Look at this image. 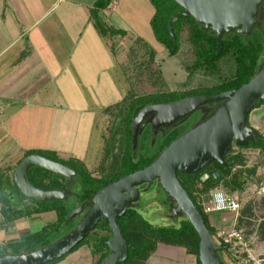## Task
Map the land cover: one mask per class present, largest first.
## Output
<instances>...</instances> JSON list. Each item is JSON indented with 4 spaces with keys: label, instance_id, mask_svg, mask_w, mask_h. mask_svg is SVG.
<instances>
[{
    "label": "trees",
    "instance_id": "trees-1",
    "mask_svg": "<svg viewBox=\"0 0 264 264\" xmlns=\"http://www.w3.org/2000/svg\"><path fill=\"white\" fill-rule=\"evenodd\" d=\"M112 1L96 0L92 8L95 23L100 32L105 37L108 36L107 41L110 45H114L113 38L116 35H125L124 30L107 25L100 16V12L106 9ZM150 3L154 7V14L150 19L153 34L168 54L173 56L178 53L181 39L184 37L189 42L193 55L192 63L187 66L188 76L199 71L208 77L216 78L217 81L200 83L195 88L184 91L172 90L163 75L160 64L155 59L156 51L148 47L141 38L136 39L137 43L146 46V59L139 64L136 63V74L133 82L127 84L128 89L125 96L118 102L103 108V111L107 114L114 115L111 135L105 141L103 163H108L110 169L117 167V171L107 176L96 177L87 169L82 159L70 157L62 160L55 151H46L45 149L25 150L17 164L28 155L41 154L50 159L63 162L75 170L77 177L74 183L75 188H78L75 194H78L79 197L73 195L76 198L74 206L63 200L37 202L26 199L21 196L20 190L15 184L13 167L9 168L11 172L9 184L11 189L18 194L19 198L17 199L14 198L13 193L9 194L4 189L2 184L7 181L9 175L1 173L0 223L2 226L12 227L18 219L29 218L46 212H54L56 218L44 225L39 231L28 234L22 240L0 243V253L29 252L54 241L64 229L69 213L76 206L109 183L151 164L162 149L182 133L181 127L173 129L166 136L160 137L156 141L157 146L151 148V141L145 132L140 138L138 154L133 153L131 126L133 115L137 109L146 104L167 103L187 96L214 95L237 88L247 83L255 75L264 50V37L260 31L255 30L247 39L237 33L228 34L225 36L222 49L218 53L216 35L211 31H206L204 25L198 23L191 16L179 17L173 25V34H171L169 29L170 19L183 11V8L176 1L150 0ZM225 67L231 68H229L230 71L227 76L221 74V69ZM263 104L264 102H259L254 108ZM148 140L149 142H147ZM233 146L235 145H232L225 154V160L228 162L227 167L213 161L192 174L178 172V178L202 213L208 229L224 246L225 250L222 253L228 264H249L244 262L245 253L241 254L239 258L234 257L232 251H230V245L225 244L219 238L218 228L209 222V214L205 212V205L210 200L211 191L226 187V193L238 198L236 194L240 193L246 183L252 179V175L256 174L257 167H247L246 156L241 151H234ZM249 147L258 148L264 153V136L261 134L258 142L237 148ZM238 166L241 167L236 171L235 168ZM217 171L223 175L224 180L228 181L227 185L218 182L213 177V174ZM204 175H207V178L203 179ZM29 179L36 187L44 190L66 187L65 177L40 167L30 169ZM262 204H264V197ZM245 214L256 216L251 203L246 205L238 215V227H240ZM74 221L75 219L70 224ZM117 224L123 237L130 244L128 258L117 264H146L160 244L183 248L188 253L196 256L197 264H201L199 260V234L187 218H181L177 225H153L137 209H128L124 216L117 219ZM261 226L264 229V221ZM111 236L112 231L109 222L106 218H103L76 248L87 244L92 249L94 264H101L103 257L109 253L107 241Z\"/></svg>",
    "mask_w": 264,
    "mask_h": 264
},
{
    "label": "water",
    "instance_id": "water-1",
    "mask_svg": "<svg viewBox=\"0 0 264 264\" xmlns=\"http://www.w3.org/2000/svg\"><path fill=\"white\" fill-rule=\"evenodd\" d=\"M183 11L169 21L173 25L181 16H191L204 25L206 31L216 35L218 53L225 36L239 34L246 39L255 30L264 37V0H174ZM264 102V50L255 75L241 86L214 95L187 96L167 103H150L137 109L132 119V152L138 154L140 138L147 126L150 133L158 128L169 131L186 123L198 114L184 132L162 149L149 165L109 183L68 215L65 224L76 219L75 226L58 239L38 249L23 253H0V264H47L54 262L75 249L103 218L109 222L112 236L107 244L109 253L101 264H117L128 258L130 244L117 224V219L128 209L139 210L142 194L160 189L169 202L171 220L187 218L199 234V260L201 264H228L222 253L225 249L208 229L205 219L178 178V172L192 174L207 164L217 161L228 166L225 154L232 145L247 146L258 142L261 133L249 125V115L255 105ZM148 120L141 125L143 119ZM156 138L152 144H155ZM32 167H40L66 178L63 189L44 190L29 179ZM77 172L63 162L41 154L26 156L13 169V178L21 196L37 201H66L72 195L70 182H75ZM213 177L224 185L220 172ZM207 178V175L202 177ZM144 186V187H143ZM79 197L78 194H74ZM159 205V209H160ZM152 214V211H151ZM145 218V217H144ZM146 219V218H145Z\"/></svg>",
    "mask_w": 264,
    "mask_h": 264
},
{
    "label": "crops",
    "instance_id": "crops-1",
    "mask_svg": "<svg viewBox=\"0 0 264 264\" xmlns=\"http://www.w3.org/2000/svg\"><path fill=\"white\" fill-rule=\"evenodd\" d=\"M95 1L0 0V174L6 173L2 169L11 166L15 157L18 162L27 149L51 150L60 156L56 143L24 144V133H52L55 131L53 117L68 112L80 121L96 115V120L88 119L89 131L93 132L101 110L122 99L123 84L128 83L129 77L124 70V51L117 44L110 45L98 29L92 14ZM139 4H145L150 10L146 17L149 23L154 14L150 0H113L100 15L106 16L115 29L125 31V35L118 34L117 38L138 39L140 30L131 21L140 19ZM118 67L121 71H116ZM101 85L108 88L104 90ZM109 96L121 98L97 105L96 114L93 109L88 111L92 106L88 100L105 101ZM73 140L68 144L71 151L77 148ZM69 153L72 154L65 158L84 160ZM8 175L2 185L11 194V174ZM212 214H209L210 223L220 227ZM55 218L54 212H46L18 219L12 227L0 223V243L22 240ZM37 222L42 226L33 232L23 225ZM165 250L162 261L197 264L196 256L187 251L178 255ZM151 257L146 264L153 263Z\"/></svg>",
    "mask_w": 264,
    "mask_h": 264
},
{
    "label": "rangeland",
    "instance_id": "rangeland-1",
    "mask_svg": "<svg viewBox=\"0 0 264 264\" xmlns=\"http://www.w3.org/2000/svg\"><path fill=\"white\" fill-rule=\"evenodd\" d=\"M141 3V2H139ZM139 8H141V15L140 19L137 21H131L135 22L136 28H138L137 31L141 34L140 38L146 43V45L156 51L155 59L158 64H160L162 72L164 77L166 78L169 87L172 90H180L184 91L190 88H195L200 83H206V82H215L217 81L216 78L208 77L202 72L196 71L193 75L188 76V70L187 66L190 65L193 61V55L192 50L189 42L182 37L181 39V46L176 55L170 56L168 52L163 48V46L156 40L153 31L151 29V25L146 21V17L148 16L150 10L148 11V8L145 4H139ZM150 9V8H149ZM101 16V15H100ZM101 18L104 20V22L111 26L109 21L106 20V16H101ZM112 27V26H111ZM132 27V24H131ZM135 28V29H136ZM125 29V28H124ZM136 32V31H135ZM106 36V40H108ZM113 43L117 44L119 48H122L124 51V70L126 75L128 74V83L133 82V79L136 74V63L139 64L141 61H144L146 58V46L140 45L136 42V39L131 37H121L117 38L116 36L113 38ZM110 44V43H109ZM132 48H134L132 50ZM230 67H225L224 69H221V74L223 76H227L229 74ZM116 71H121V67L116 68ZM123 84V97L127 93V84ZM104 90L108 88V85H101ZM118 94H115L117 96ZM120 96V95H119ZM122 97V98H123ZM117 98V97H115ZM121 97H118L117 99L112 98V96L104 101L103 100H88L90 104H92L91 107H88V111L97 112V105L103 104L104 102L106 104H110L112 102L117 101ZM89 114V113H88ZM86 120L82 119L81 121L77 119L76 117L72 116L70 112L67 113V115H62L59 117H53V126L52 129L55 131L52 133H35V132H26L23 134V140L24 144H36L38 142L40 143H56L59 147L58 151L61 153L59 158L62 160H66L67 155H69V152H73V155L81 156L84 158V163L87 169H89L94 176L99 177L103 175H109L117 171L116 168L110 169L108 163H103L104 158V147H105V141L109 138L111 135V130L113 129V123H114V115L107 114L103 111V109L100 112V115H98L97 119V127L96 130L93 132L89 131V125L91 118H94L96 120V115L93 117L92 115H88ZM77 119L78 127L75 128L77 124L74 125V121ZM249 122L253 124L258 130L261 132V134L264 136V104L260 105L256 108H254L249 115ZM194 118L189 119L186 123L181 125V130L184 132L193 122ZM77 131L72 133V131ZM52 134V135H50ZM73 141L76 142L77 148L75 151H71L68 147V144ZM152 141L150 142L151 148L157 146V143L152 144ZM149 142V140L147 141ZM234 151H241L243 155L246 156V165L247 167L256 166V174L252 175V179L249 180L244 189L236 194L238 195V198L241 203V209L240 211L235 214L233 212H215L212 214V219L214 220L216 225L221 226H230L233 229L240 231L243 237L244 244H239L236 248L237 255L241 256V254L245 253L246 258L245 260H249V264H252L253 261L248 258V250L253 256H256L258 259L264 258V229L261 226V223L264 221V204H262V199L264 197V153L254 147L244 148V149H238L237 146H233ZM51 151V150H46ZM72 154V153H71ZM70 154V155H71ZM22 156V155H21ZM20 156V157H21ZM17 157L13 159V163L11 166H9L7 169H2V172L6 171L5 174H11L9 171V168H13L17 164ZM102 162V163H101ZM104 164V165H103ZM238 166L236 169H239ZM14 169V168H13ZM6 183V181H5ZM75 186V183H74ZM11 189V188H10ZM78 188H74V191H76ZM220 189L227 191L226 187H221ZM11 193H13L14 198H19L18 194L11 189ZM68 204L71 206H74L76 204V198L75 196H70L68 200H66ZM249 203L252 204L255 215L256 216H250L249 214H245L243 216V221L238 227V215L240 214L241 210L248 205ZM1 206V204H0ZM140 214L145 217L151 224L153 225H177V221L171 220L169 218L163 217L162 215H156L151 214V211L149 209L141 208L138 210ZM1 218V215H0ZM209 220V216H208ZM210 222V221H209ZM76 223L75 221L67 225L65 224L64 229L59 233V237L67 233L69 230H71ZM70 224V225H69ZM24 227L27 228L29 232H33L35 230H38L42 225L40 222L33 223V224H23ZM23 225H20L21 228ZM69 225V226H68ZM26 230V231H27ZM55 239V240H56ZM165 249H169L172 252L179 255V253H186V250L180 247H173L168 246L164 244H160L157 251L152 255L153 257V263L152 264H161L162 258V252L166 251ZM232 253H235L234 250H232ZM151 257V258H152ZM157 259V260H156ZM164 264H170L169 261H166L165 259L162 261ZM147 263V262H146ZM50 264H94V257L92 254V249L87 245L83 244L79 246L76 249H73L69 253H67L62 258L58 259L56 262H53Z\"/></svg>",
    "mask_w": 264,
    "mask_h": 264
},
{
    "label": "built area",
    "instance_id": "built-area-1",
    "mask_svg": "<svg viewBox=\"0 0 264 264\" xmlns=\"http://www.w3.org/2000/svg\"><path fill=\"white\" fill-rule=\"evenodd\" d=\"M241 209L240 200L233 196L226 193L224 190L218 188L210 193V200L205 205V212L208 214L215 213V212H233L237 214ZM218 234L219 238L225 243L230 245V251L234 250L233 253L235 258H239L237 255V246L239 244H244L243 237L240 231L233 229L230 226H220L218 227ZM218 241V240H217ZM219 242V241H218ZM220 243V242H219ZM248 258H250L253 263L252 264H264V258L258 259L256 256H253L250 251L248 250ZM245 263H249V260H244Z\"/></svg>",
    "mask_w": 264,
    "mask_h": 264
},
{
    "label": "flooded vegetation",
    "instance_id": "flooded-vegetation-1",
    "mask_svg": "<svg viewBox=\"0 0 264 264\" xmlns=\"http://www.w3.org/2000/svg\"><path fill=\"white\" fill-rule=\"evenodd\" d=\"M192 118H194V120H197L198 114H195L192 117H190V119ZM147 120H148L147 118L143 119L141 125L144 124ZM249 125L254 126L250 122H249ZM145 132L147 133L150 141L155 138L157 141L160 137L167 135V133L169 132V128L168 127L158 128L156 131H153L152 133H150V127L147 126L141 136H143ZM69 187L72 190V193L69 195L73 196L75 194V191H74L75 186H74L73 181L70 182ZM159 205L161 206L160 209H159ZM145 207L149 209L150 211H152V214L162 215L163 217L171 219L170 214H169V202L165 200L163 192L160 189L153 190V187H152L147 193L142 194V200L139 202V208L141 209ZM172 220H176V218H173Z\"/></svg>",
    "mask_w": 264,
    "mask_h": 264
}]
</instances>
